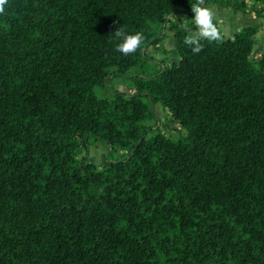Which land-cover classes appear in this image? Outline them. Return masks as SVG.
Returning <instances> with one entry per match:
<instances>
[{"label":"trees","instance_id":"1","mask_svg":"<svg viewBox=\"0 0 264 264\" xmlns=\"http://www.w3.org/2000/svg\"><path fill=\"white\" fill-rule=\"evenodd\" d=\"M197 2L249 13L246 0H5L0 264H264L258 27L193 53L182 14ZM172 18L177 59L155 61ZM116 29L142 33L136 51L116 49ZM118 78L130 94L94 95ZM157 105L179 138L149 126ZM98 141L100 168L86 155Z\"/></svg>","mask_w":264,"mask_h":264},{"label":"rangeland","instance_id":"2","mask_svg":"<svg viewBox=\"0 0 264 264\" xmlns=\"http://www.w3.org/2000/svg\"><path fill=\"white\" fill-rule=\"evenodd\" d=\"M248 7V14L244 16H238L233 14L230 10L221 8L220 6L211 7L210 9L213 12L214 22L217 24V27L220 31V38L218 40H227L231 39L237 31L247 26H256L258 27V33L256 34V42L252 52V59L257 60L258 57L264 53V5H258L255 8H251L250 3L246 0ZM262 10V11H261ZM182 19L184 26H186L187 35L196 28V25L192 23V28L190 29L189 23L192 21L188 19L187 16L182 14ZM177 24L175 19L172 18L165 28L166 38L164 40L163 49L166 51V56L160 53H153V58L155 61L160 62L165 57V62L169 63L171 60L174 61L177 59L175 51V38L174 32ZM111 87L122 89L126 94L132 92L131 88L128 86L122 78L114 79L108 87L104 89L96 88L94 90V95L96 97H110L111 96ZM157 112V119H154L149 123V126L153 129H156L161 134L169 139H177L183 133H180L178 123L168 115L161 106L157 105L155 107ZM180 133V134H179ZM85 154L84 150H78V156L82 157ZM109 147L98 141L90 142L87 150V158L90 162L95 164L97 167H102L108 163ZM127 156V152L122 151L121 149L115 150L110 156L113 160L123 159Z\"/></svg>","mask_w":264,"mask_h":264},{"label":"clouds","instance_id":"3","mask_svg":"<svg viewBox=\"0 0 264 264\" xmlns=\"http://www.w3.org/2000/svg\"><path fill=\"white\" fill-rule=\"evenodd\" d=\"M5 0H0V12H3ZM193 16L192 23L196 25L184 38V43L191 46L193 53H199L202 49L201 39L215 41L220 38V31L214 22L213 12L208 7H203L199 2L191 5ZM114 38L118 41L116 49L122 54H130L137 50L143 40L141 32L129 33L123 29H116L113 32Z\"/></svg>","mask_w":264,"mask_h":264}]
</instances>
